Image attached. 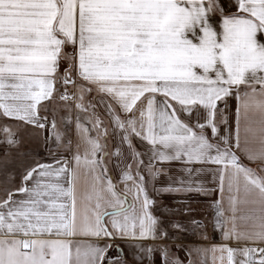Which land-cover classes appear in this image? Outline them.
<instances>
[{
	"label": "snow or ice",
	"instance_id": "6c2138e0",
	"mask_svg": "<svg viewBox=\"0 0 264 264\" xmlns=\"http://www.w3.org/2000/svg\"><path fill=\"white\" fill-rule=\"evenodd\" d=\"M0 264H264V0H0Z\"/></svg>",
	"mask_w": 264,
	"mask_h": 264
},
{
	"label": "rangeland",
	"instance_id": "374dc122",
	"mask_svg": "<svg viewBox=\"0 0 264 264\" xmlns=\"http://www.w3.org/2000/svg\"><path fill=\"white\" fill-rule=\"evenodd\" d=\"M40 158H42V159H43V158H44V156L42 155Z\"/></svg>",
	"mask_w": 264,
	"mask_h": 264
}]
</instances>
